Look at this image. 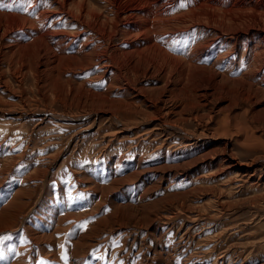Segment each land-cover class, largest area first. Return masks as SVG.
Returning a JSON list of instances; mask_svg holds the SVG:
<instances>
[{"label":"rangeland","instance_id":"374dc122","mask_svg":"<svg viewBox=\"0 0 264 264\" xmlns=\"http://www.w3.org/2000/svg\"><path fill=\"white\" fill-rule=\"evenodd\" d=\"M17 3L0 14L48 0ZM85 3L111 19L104 0ZM0 21V264H264L263 71L243 77L263 30H170L177 62L200 46L190 77L118 71L120 21L98 38L62 15L53 71L54 41L38 57Z\"/></svg>","mask_w":264,"mask_h":264},{"label":"bare ground","instance_id":"6f19581e","mask_svg":"<svg viewBox=\"0 0 264 264\" xmlns=\"http://www.w3.org/2000/svg\"><path fill=\"white\" fill-rule=\"evenodd\" d=\"M104 1L107 3V6L111 8L110 12L113 14L111 19L107 18L101 20V17H103L102 14L85 3V0H48V4L45 5L43 9H36L34 5H31L26 12L21 15L20 19L14 14H11L9 21L10 23L16 21L20 23V28L27 30L26 35L31 39L30 45H34L33 50H36V56L38 57L40 54L51 52L49 51L51 41H54V48L64 45L65 41H67L69 35H65L66 32L64 33L62 31L61 33H57L58 30H66L67 25L65 28H59V20L62 18V15H68L70 19L73 18V20L79 24H83L87 28L95 30L99 35L98 38H104L106 35L111 37L115 31L119 29L117 27V22L120 21L124 24V37H126V40H128L131 45L128 43L130 48L121 52L123 53L122 57L123 55L125 57V59L122 58L124 60H117V55H113V59L116 58L117 60L118 71L121 69L138 71L140 68L143 70L149 68L157 75H165L166 73L174 72L178 76H184L187 69L186 67H190V77L197 74L196 72L200 69H204L203 66H198V64L201 63L199 57H193L196 56L195 52L197 49L200 50V46L194 47L192 52L189 50L187 54L182 53L184 54L183 57H186V59L183 58L186 60L184 63L177 62L176 56L172 54L173 52H170L173 44L172 42V44H170V41L173 40L167 37L170 30L175 28L183 29L189 24L201 23L212 27L219 33H224V31L229 34L235 32L234 39H236L239 34L246 37L249 30H263L261 39L263 42V51L259 45L253 48L251 61L254 62L255 69L245 72L243 77L247 76L246 79L250 80L251 76L260 77L263 71L262 80L264 83V0H182L183 3L181 5L184 9L181 6L178 10H176V4L179 0ZM35 2H37V0H35ZM58 15L61 17H52L51 19V16L57 17ZM0 18L6 23L9 22L7 13L0 14ZM1 27L2 24L0 21V29ZM68 27L69 26H67V28ZM9 28L4 30H8ZM129 38H132V40ZM22 44H24V42L20 41L19 47H22ZM30 45L22 47V50L18 47V50L22 52L26 48L30 52ZM175 45L173 44V46ZM33 50H31L32 54L35 52ZM56 51L57 54H55L53 50L54 54L47 59L48 65H51L50 68L55 65L57 66L56 68H51V71L57 69L60 63L67 59V57H65L66 55L64 56L63 50L57 49ZM115 52H118V49L115 50ZM101 53L103 54L104 51ZM22 56L23 54L20 53L19 58H22ZM39 61L43 62L41 59ZM88 64H90V62ZM191 71L194 72L191 73ZM206 71L207 74H209L208 77L215 75L214 71L211 69ZM222 77H224V75H222ZM230 163L236 166L233 160L230 161Z\"/></svg>","mask_w":264,"mask_h":264},{"label":"snow or ice","instance_id":"6c2138e0","mask_svg":"<svg viewBox=\"0 0 264 264\" xmlns=\"http://www.w3.org/2000/svg\"><path fill=\"white\" fill-rule=\"evenodd\" d=\"M16 2V0H14ZM30 3V0H18L17 7L21 11L26 10V6ZM0 7H6L9 10L12 9L13 5L12 4H0Z\"/></svg>","mask_w":264,"mask_h":264}]
</instances>
